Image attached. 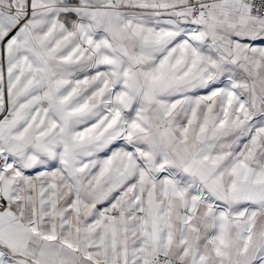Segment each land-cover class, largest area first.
<instances>
[{"label": "snow or ice", "instance_id": "obj_1", "mask_svg": "<svg viewBox=\"0 0 264 264\" xmlns=\"http://www.w3.org/2000/svg\"><path fill=\"white\" fill-rule=\"evenodd\" d=\"M0 264H264V0H0Z\"/></svg>", "mask_w": 264, "mask_h": 264}]
</instances>
